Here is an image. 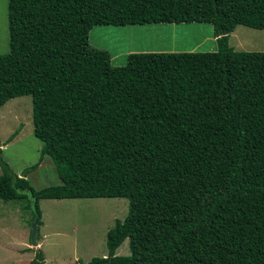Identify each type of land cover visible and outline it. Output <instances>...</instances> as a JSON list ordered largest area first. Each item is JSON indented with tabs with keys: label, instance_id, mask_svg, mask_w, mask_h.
Masks as SVG:
<instances>
[{
	"label": "trees",
	"instance_id": "1",
	"mask_svg": "<svg viewBox=\"0 0 264 264\" xmlns=\"http://www.w3.org/2000/svg\"><path fill=\"white\" fill-rule=\"evenodd\" d=\"M7 20L0 109L30 96L43 146L22 177L0 157V201L26 200L39 230L40 200L126 199L107 256L75 264H264V52L228 42L264 30V0H8ZM181 23L212 25L216 50L121 66L88 41L96 26ZM44 156L61 184L35 190Z\"/></svg>",
	"mask_w": 264,
	"mask_h": 264
},
{
	"label": "rangeland",
	"instance_id": "2",
	"mask_svg": "<svg viewBox=\"0 0 264 264\" xmlns=\"http://www.w3.org/2000/svg\"><path fill=\"white\" fill-rule=\"evenodd\" d=\"M7 6L8 0H0V53L9 51ZM228 39L236 51L264 52V30L238 26ZM88 41L91 47L108 51L116 63L123 62L121 66L126 63V56L133 52L216 50L213 27L206 23L96 26ZM115 62L113 64L117 65ZM16 131L17 136L6 144ZM42 146L33 132L31 97L9 100L0 109L1 159L9 165L11 172L22 177L26 169L38 163ZM26 179L35 190L61 184L48 156H44L38 168L29 172ZM39 207L41 226L37 235L39 245L35 248L29 242L32 210L28 202L0 201V208L7 211L0 222V263L10 264V259H15L6 247L11 243L23 245L26 230L29 232L26 240L29 248L41 249L47 264L86 263L94 257H105L108 253L106 234L116 221L124 220L128 201L123 198L48 199L40 200ZM116 254H130L128 240L116 250ZM30 256L19 255V259H30Z\"/></svg>",
	"mask_w": 264,
	"mask_h": 264
},
{
	"label": "crops",
	"instance_id": "3",
	"mask_svg": "<svg viewBox=\"0 0 264 264\" xmlns=\"http://www.w3.org/2000/svg\"><path fill=\"white\" fill-rule=\"evenodd\" d=\"M5 212H7V211H5L4 209H1L0 208V222H1V218L3 217H5L3 214L5 213ZM2 215V216H1ZM29 234V232L26 230V233H25V237H26V240H27V235ZM26 240H24V243H23V245H18V244H8V246L6 247V250H8L9 249V251L12 253V255L14 254V256L13 257H15V259H10V264H17V263H19V264H30V262H31V260H33V254H32V252H27V251H29V249H31V248H29V246H28V244H27V242H26ZM26 242V243H25ZM39 245V244H38ZM22 251H24L23 253H20V252H22ZM19 255H21V256H23V255H31L30 256V259H19ZM32 257V258H31ZM26 260V261H25ZM45 263L47 264V261H46V259H45ZM0 264H4V263H0Z\"/></svg>",
	"mask_w": 264,
	"mask_h": 264
},
{
	"label": "water",
	"instance_id": "4",
	"mask_svg": "<svg viewBox=\"0 0 264 264\" xmlns=\"http://www.w3.org/2000/svg\"><path fill=\"white\" fill-rule=\"evenodd\" d=\"M30 236H29V242L32 247L38 248V240H37V235L39 233L38 226L36 224V218H34L31 222L30 225Z\"/></svg>",
	"mask_w": 264,
	"mask_h": 264
}]
</instances>
